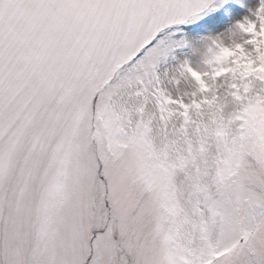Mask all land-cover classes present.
<instances>
[{
	"label": "snow or ice",
	"instance_id": "snow-or-ice-1",
	"mask_svg": "<svg viewBox=\"0 0 264 264\" xmlns=\"http://www.w3.org/2000/svg\"><path fill=\"white\" fill-rule=\"evenodd\" d=\"M0 264H264V0H0Z\"/></svg>",
	"mask_w": 264,
	"mask_h": 264
}]
</instances>
